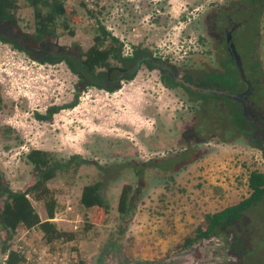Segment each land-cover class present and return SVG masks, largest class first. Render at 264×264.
<instances>
[{
    "label": "rangeland",
    "instance_id": "rangeland-1",
    "mask_svg": "<svg viewBox=\"0 0 264 264\" xmlns=\"http://www.w3.org/2000/svg\"><path fill=\"white\" fill-rule=\"evenodd\" d=\"M64 1L81 20L73 36L57 31L59 44L87 49L100 23L123 42V54L134 47L143 58L150 53L197 86L245 89L227 54L228 26L218 7L227 0ZM18 5L20 27L32 30L31 9L23 0ZM244 19L231 39L245 75L248 50L254 56L249 68L257 74L244 101L249 120L237 101L214 95L222 100L218 105L214 99L201 102L180 86H164L157 69L140 63L115 91L88 87L73 108L39 121L33 112L71 100L76 76L63 62L37 64L0 42L3 182L13 191L32 183L24 158L31 148L57 158L79 154L88 161L75 171H59L46 183L56 200L52 220L57 228L72 231L74 240L46 243L36 228H18L10 248L23 254L21 264H264V200L217 236L180 246L204 213L247 196L250 170L264 173V1L245 5L232 20ZM188 157L193 160L174 169ZM146 161H151L147 170L165 173L136 176L134 168ZM95 181L101 182L100 194L109 203L98 220L79 204L81 187ZM125 183L140 188L135 206L122 215L117 202ZM31 203L43 220V202ZM3 259L0 254V264Z\"/></svg>",
    "mask_w": 264,
    "mask_h": 264
},
{
    "label": "trees",
    "instance_id": "trees-1",
    "mask_svg": "<svg viewBox=\"0 0 264 264\" xmlns=\"http://www.w3.org/2000/svg\"><path fill=\"white\" fill-rule=\"evenodd\" d=\"M263 1L240 0L238 2L236 0V2H230L227 0V3L218 7L224 17L228 15L233 19L239 11L244 9L245 5L257 4L260 6ZM23 3L31 9L32 30L25 31L19 25L16 15V10L19 7L18 0H0V42L9 45L12 50L21 52L37 64L52 65L63 62L67 69L76 76L71 100L61 104L48 105L42 113L33 112L34 118L39 121H50L52 115L59 110L73 108L78 103L80 92L88 87H96L107 92L115 91L121 80H128L135 74L140 63H144L148 68L157 69L164 86H180L190 95L199 98L201 102L214 99L217 100L215 104L218 105L222 101L219 96L212 95L206 98L202 94L190 91L180 83H175L163 70L150 63L147 58L161 61L176 72V69L166 60L152 56L150 53L144 59L142 52L135 47L128 54H123V42L107 30L103 24L96 23L94 33L91 36L92 42L85 50L80 49L75 44H59L56 42L57 31L60 30L69 36H73L74 26L80 23L81 18L76 9L66 5L64 0H23ZM89 13L91 14V10ZM248 54L250 55L247 64L249 74L245 76L253 84L252 79H255L257 70L249 68L250 63L254 61V56L249 50ZM139 59L141 60L137 64ZM113 80L115 83L112 84ZM185 80L193 83L189 79ZM258 83L259 81L254 82V85ZM193 84L195 85V83ZM242 121L243 124L246 122L243 118ZM261 156L264 159V147L262 148V146ZM24 158L31 166L32 183L22 190L13 191L0 176V254L4 255L3 264H21L24 261V256L19 252V249L10 248V241L18 228L25 230L36 228L46 243L53 241L71 242L75 238L72 231L57 228L52 220L56 200L46 183L53 179L59 171L68 169L75 171L79 165L88 163V161L79 154L57 158L53 152L39 148L29 149L25 152ZM191 160L193 157H188L177 163L174 169L184 166ZM151 161L138 164L134 168L136 176L139 177L141 174L146 177L150 172H154L146 169ZM174 169L168 172L172 173ZM157 172L160 171L154 173ZM160 173L164 174L165 172ZM246 181L247 196L219 210L204 213L202 219L193 228L192 235L186 237L180 246L186 247L195 241L209 240L211 237L217 236L244 211L264 200V173L252 169L249 171ZM100 187V181L84 184L79 194V204L83 208L91 209L93 218L96 220L100 219L109 208L108 201L100 194ZM137 188L132 190L131 185L127 183L121 186L117 202L118 213L127 215L135 206ZM31 199L43 202L46 215L43 220L39 218Z\"/></svg>",
    "mask_w": 264,
    "mask_h": 264
},
{
    "label": "water",
    "instance_id": "water-1",
    "mask_svg": "<svg viewBox=\"0 0 264 264\" xmlns=\"http://www.w3.org/2000/svg\"><path fill=\"white\" fill-rule=\"evenodd\" d=\"M246 19L242 21H233L230 16H226V26L228 28H225V43L227 47V51L229 53L230 58L233 61L234 66L237 69L238 76L240 80L243 82L245 89L241 92H232L227 89L219 88V87H202V86H197L194 85L193 83L185 80L184 78L180 77L177 75V73L168 65L164 64L161 61L153 60L152 58L148 57L147 60L154 64L156 67L160 68L163 70L172 81L175 83H180L184 87L188 88L190 91L198 93V94H213V95H219V96H224L230 99H233L239 103L240 110L243 116L247 118L246 120H249L250 117L248 116L245 108V103L244 101L246 98L250 95L253 86L249 79L246 78L245 73L242 68V63L241 59L238 55V53L235 50L234 44L231 39V33L233 29L237 26H240L241 22H245ZM139 63V60L137 61V64Z\"/></svg>",
    "mask_w": 264,
    "mask_h": 264
},
{
    "label": "flooded vegetation",
    "instance_id": "flooded-vegetation-1",
    "mask_svg": "<svg viewBox=\"0 0 264 264\" xmlns=\"http://www.w3.org/2000/svg\"><path fill=\"white\" fill-rule=\"evenodd\" d=\"M144 59H145V58H144ZM140 60H141V59H139V61H140ZM113 83H115V80L112 81V84H113ZM240 92H241V91H240Z\"/></svg>",
    "mask_w": 264,
    "mask_h": 264
},
{
    "label": "crops",
    "instance_id": "crops-1",
    "mask_svg": "<svg viewBox=\"0 0 264 264\" xmlns=\"http://www.w3.org/2000/svg\"><path fill=\"white\" fill-rule=\"evenodd\" d=\"M39 218H40V217H39ZM44 218H45V217H44ZM44 218H43V219H44ZM24 231L27 232L28 230H25V229H24Z\"/></svg>",
    "mask_w": 264,
    "mask_h": 264
}]
</instances>
